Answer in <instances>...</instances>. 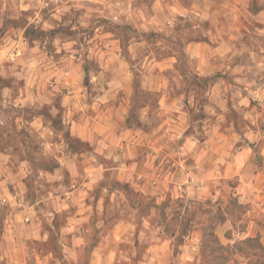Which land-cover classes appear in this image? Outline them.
<instances>
[{"label":"clouds","instance_id":"clouds-1","mask_svg":"<svg viewBox=\"0 0 264 264\" xmlns=\"http://www.w3.org/2000/svg\"><path fill=\"white\" fill-rule=\"evenodd\" d=\"M258 10H253V0H229L227 9L219 0H196V2L187 8H180L177 0H0V77L11 79V87L0 88V132L3 138L0 143L7 142L8 147L4 149L5 154H0V177H3L4 185H16L15 195L9 199L7 194L0 197V208L7 205L8 213L5 218L7 230L0 234V264H35L36 250L41 249L48 241L49 234H40L38 229L33 228L28 221L32 216L19 212L20 209H27L28 204L25 202V189L20 181L25 177L34 178L31 180L33 190L39 196L40 190L44 189L45 184L51 185L53 181L65 180L62 174V168L55 175H47L40 172L37 167L41 161H47L49 157L54 159L66 160L65 150L69 147V142L75 140L76 133L70 132L72 117L77 120V126L92 125L104 123L105 134L97 137L96 145L92 151V158L97 164L99 173V164L101 159L107 161L112 159L113 162L120 160L121 157L105 156L104 150L112 148L114 145L115 135L112 130L116 120H97L96 114L106 109L112 108L116 104H123L124 97L118 96L117 93L121 88L126 86L127 77H136L139 85L141 79L144 80L143 85L138 86V94L147 92V78L144 77L141 65L139 50L144 46L139 42H133V49L129 51L127 47L123 51H117L111 42H105L100 37L106 32H113L117 35L120 29L125 25L131 24L137 35L147 33L155 24H160L159 31L164 36L171 37L173 40L181 37V43L189 35H207L195 31L199 29L200 22L210 21L222 15L226 17V31L223 35L235 34L240 40L244 37L256 38L264 40V0H255ZM179 9V15L177 14ZM29 12V15H24ZM179 17H183L184 21H190L192 28L178 33V28L182 21ZM6 21L17 22V26L13 27L11 23ZM240 28L244 32L239 31ZM32 29L33 31H29ZM61 30H68L73 34L72 39H66L65 35H61ZM34 32L42 33V36L34 35ZM55 32L53 37L52 33ZM27 33V35H25ZM95 34V35H93ZM75 46V47H73ZM101 46L107 49L106 52L101 51ZM147 51V49H144ZM184 52L189 53L187 46ZM246 51V49H242ZM260 51L264 53V48ZM228 52L232 56L239 53L233 48L224 47L218 59L223 60ZM115 61V64L108 63V59ZM179 60V53H177ZM231 59V57H228ZM253 59L255 55L253 54ZM192 62L189 53V63ZM117 64H122L124 74L119 82L114 80L111 73L115 70ZM264 68V59L258 65ZM235 71H240L236 69ZM138 74V75H137ZM202 76H211V72H200ZM55 77V80L53 79ZM88 80V86L82 88L81 85ZM75 83L72 84L71 81ZM169 85L163 88L160 93H153L152 99L147 103H140L136 106V124L147 129L139 137H133L135 143L144 144L152 147L154 141H159V149L152 158L160 159L162 164L168 162V154L174 153L173 161L177 171L175 175L180 177V183L186 181L191 176L193 169L202 172L203 159L192 163L185 168L182 161L194 159L199 153L198 139L202 136L198 123L191 125L192 131L189 134L191 140L197 144L196 151L189 152L187 148H181L178 141L183 136L184 130L188 125L178 133L166 135L158 133L157 129L165 109L159 107V95L168 96L169 100L173 97L176 99L177 107L184 108L185 111L191 109L194 113H199L201 108L208 114V121L205 122L206 127L203 134L208 132V122L216 117L219 123L223 119V113H218L216 109L225 108L226 97L223 91L212 93L206 91L200 99H195V94H188L185 88L184 77L173 70L169 73ZM237 83H244V80H238ZM250 87V85H246ZM67 88V95L63 89ZM107 89V90H106ZM188 94L187 106L181 102V94ZM255 96V94L250 93ZM207 97L210 103L201 104L200 100ZM199 105V106H198ZM124 107H131L130 104H124ZM232 107L243 113V109L238 104L233 103ZM123 108L115 109L111 112V117L118 118L122 114ZM254 111V110H253ZM47 112L50 119H46L43 113ZM71 112L72 117H67L60 128L53 127L54 123L65 117L66 113ZM169 115H173L169 113ZM39 118L47 127L40 128L39 122L33 126L30 122ZM255 119H250L249 124H255ZM240 135L237 139L240 142L241 149H248L246 138L251 134L248 125L241 122ZM28 133L27 138H23L21 130ZM94 130V129H93ZM119 130V129H117ZM231 135V129L228 130ZM255 141V147L245 155L249 157L247 167L255 168L261 174H264V135L259 132L252 137ZM133 141H130L132 143ZM235 141H232L234 144ZM229 145V147L232 146ZM33 150L34 146H37ZM31 153V163L28 160V153ZM211 160V157L208 158ZM13 172L16 174L13 175ZM247 172V169H246ZM39 173V174H38ZM131 173V170H129ZM72 182L73 188L76 187V176L68 177ZM196 184V178L189 185L185 201L191 200L194 196L197 200L208 198V188L212 187L216 190L220 185L219 179H214L210 185L199 188L197 192L191 191ZM179 187V185H178ZM63 186L55 191H62ZM219 194V192H218ZM152 195H156L153 192ZM163 192L161 191L157 203L163 200ZM45 203L49 197H42ZM74 200L69 198L67 201L55 204V211H64L70 206ZM243 199L240 203H243ZM40 200H37V204ZM264 204V201H261ZM35 207V205H32ZM118 209V206H115ZM185 208L191 210V206L185 203ZM122 213L127 210H121ZM19 212L20 219H17ZM165 213L169 221L179 214L185 215L184 208L176 206L165 209ZM157 210L153 209L151 215L155 216ZM44 221L50 226L52 235H57L56 230L51 228L53 211L47 210L42 213ZM134 216V214H133ZM248 216L240 220L230 218L224 232L231 230V239L223 240L225 248L232 253L229 264H264V259L251 252L241 254V249L245 247L244 236L241 234L242 225L246 227ZM131 222H135L132 219ZM235 223V228H233ZM204 227L207 226L205 223ZM97 229H101V235L108 232L104 237L107 243H112L111 232L105 226L104 220L101 219L96 224ZM179 225H177V229ZM145 230H150L147 223L144 225ZM161 227H157L155 231H161ZM255 231L261 232L260 242L264 245V230L257 228ZM81 229L77 226H69L61 228L58 234L57 243L60 244L64 252V259H77L87 247L91 235L90 229H85V234H80ZM69 234L71 238H69ZM169 242L178 239L188 240L182 237L179 230L175 233H168ZM133 233L128 232L123 236V242L132 243ZM143 234L141 239H143ZM79 245V247H75ZM159 243L158 240H154ZM196 244L199 241L195 242ZM73 245L74 251L70 254L69 246ZM191 248L193 264H199L196 258V247L191 242L187 244ZM183 251L184 245L181 246ZM131 255H136V249L130 248ZM127 264H131L128 255L121 257ZM188 259V255L184 256Z\"/></svg>","mask_w":264,"mask_h":264},{"label":"rangeland","instance_id":"rangeland-1","mask_svg":"<svg viewBox=\"0 0 264 264\" xmlns=\"http://www.w3.org/2000/svg\"><path fill=\"white\" fill-rule=\"evenodd\" d=\"M196 0H177L180 8L187 10L188 7L192 6ZM223 4L224 8L227 9L229 0H219ZM256 7L255 0H253V9ZM179 15V9L176 10ZM24 15H29V12H24ZM182 21L178 28V33H182L184 30L191 29L192 23L190 21H184L183 17H179ZM217 24H214L212 20L200 22L198 31L200 33H207V35H189L184 39V43H181V37L178 35L176 40L171 37H165L162 32L159 31L160 24L153 25L147 33L137 35L131 24L125 25L119 30L117 35L113 32H106L100 38L105 42H111V45L117 51H123L125 46L129 51L133 49V42L141 43L144 48L139 50L140 59L142 60V71L144 77L147 78V92L143 95L138 94V86L144 84V80L138 81L136 77H127L126 86L121 88L117 93L118 96H123V104H116L113 106L115 109L123 108L122 113L125 114L127 124L131 129H141L140 133H143L147 129H144L141 125L133 127L136 122V106L140 103H147L149 99H152L153 93H160L163 88H167L169 85V73L173 70L179 73L185 80V88L188 94H195V99H200L203 93L210 91L214 93L216 90L223 91L226 97L225 108L216 109L218 113H223V119L217 123L216 117L212 118L211 122H208V132L203 134L206 124L208 121V114L201 108L199 113H194L193 110L189 109L185 111L184 108L177 107L176 99L173 97L169 100L168 96H164L168 99L169 104L163 105L161 101L163 95H159L158 100H154V103H158L159 107L165 109L160 120L157 134L165 133L166 135L178 133L185 125L189 127L183 132V136L180 137L178 143L180 147L185 148L186 139L191 138L189 135L192 131L191 125L197 124L202 136L198 139L199 153L194 159L188 161H182L185 168L189 167L192 163L203 159L206 161L202 164V172H198L193 169L191 176H188L186 181L180 183V177L175 175L177 169L173 163L175 159L174 153L168 154V162L165 164L161 163L160 159H155L152 165H148L147 174L141 175L140 177L131 176L128 181L130 186L126 189L122 184H118L117 173L118 169L115 168V162L101 159L99 164V174L95 181V186L92 190V195L97 198L101 193L102 188H106L109 192L106 195V203L104 213H94L93 221L89 223L85 228L91 230V235L87 247L84 248L76 260L69 259L65 260L60 244L57 243V239L54 237L48 239V241L42 246L43 254L52 251L53 261L59 260L61 264H88L91 249L99 244V234L101 229L96 228V224L99 220L103 219L105 226L112 231L114 223L119 220L130 221L129 232L133 233L132 243L128 244L123 240H117V238H111L112 243L105 241V264H127L126 261L122 260L121 257L125 254L131 259V264H193L191 248L187 247V244L191 242L196 247V258L199 264H203V258L200 256L199 244L201 238L208 236V233H214L218 236L220 241L231 239V230L224 232L223 229L227 226L230 218L240 220L245 216L249 219L246 221V227L242 225L241 234L246 237L255 238V242L244 243L245 247L241 249V254L245 252L253 253L258 252L259 248L256 241H260L261 232L255 231L257 228L264 230V174L256 171L255 168L247 167L248 159L245 152L250 151L255 147V141L252 139L253 136L259 132L264 135V100L257 98L256 96L250 95L253 90H244L247 83L253 82V74H251V64L249 60L253 59L255 55V62H261L264 59V53L260 51L264 48V40L252 36L251 38L244 37L240 40L230 39L231 35H223L227 30L226 26L222 27V24H227L226 17L217 15L215 18ZM11 23L13 27L17 26V22L6 21V24ZM29 31H33L30 29ZM241 33L244 32L243 28L239 30ZM55 32L52 33L53 37ZM27 35V33H25ZM34 35L42 36V33L34 32ZM61 35H65L66 39H72L73 34L68 30H61ZM95 35V34H93ZM235 35V34H232ZM222 43V44H221ZM201 45V54L204 58L191 54L192 62L189 63V53L184 52V47L188 45ZM221 44L222 49L217 46ZM75 47V46H73ZM224 47L233 48L239 54L232 56L231 52H228L225 58L221 61L218 59L220 53ZM144 49H147L145 51ZM242 49H246L243 51ZM101 51L106 52L107 49L101 46ZM177 53H179V60L177 59ZM231 57V59H228ZM108 63L115 64V61L109 59ZM254 67L252 70L255 71L256 75L259 76L261 84L264 83V68L259 66ZM240 69V71H235ZM211 72V76H202L200 72ZM124 74V67L122 64H117L115 70L111 73L114 80L119 82L120 78ZM138 75V74H137ZM11 79H4L0 77V88L11 87ZM55 80V77H53ZM244 79L246 83H237L238 80ZM75 83L74 80L71 81ZM88 80L85 79L82 88L88 86ZM198 84V86H197ZM253 88V87H252ZM264 88V86H263ZM107 90V89H106ZM68 89H63L65 95H67ZM239 91L240 94H236ZM242 91V93H241ZM188 94H181V102L187 106ZM241 100L247 101V104L241 102ZM249 101V102H248ZM201 104L210 103L207 97L200 100ZM233 103L239 105L243 109V113L237 111L232 107ZM124 104H130L131 107H124ZM166 106L168 108H166ZM199 106V105H198ZM167 109V110H166ZM254 110V111H253ZM103 118L101 121H105V110L103 112ZM172 113L173 115H169ZM46 119H50L47 116V112L43 113ZM250 119H255V124H249ZM38 118L33 119L30 123L33 126L37 125ZM249 126L251 134L246 138V142L252 143L249 149H242L237 152V149H241V145L237 137L240 135L241 122ZM64 123V118L59 119L54 123L53 127L60 128ZM103 123V122H102ZM164 125V126H162ZM47 127V125L45 124ZM162 126V127H161ZM139 129V130H140ZM229 129H231V135H229ZM143 130V132H142ZM23 138L28 137V133L21 130ZM3 138V133L0 132V140ZM232 141H235L232 144ZM192 151H196L197 144L192 141ZM195 143V144H194ZM189 144V143H188ZM232 144L231 147L229 145ZM159 141H154L152 147L145 146V152L158 148ZM190 145V144H189ZM8 147L7 142L0 143V154H5L4 149ZM38 147L34 146L33 150ZM69 148L76 149L78 151L84 150L85 147L82 143H79L76 139L69 142ZM67 150V149H66ZM160 149L158 150V152ZM211 157V160L208 158ZM28 160L31 163V153H28ZM92 164H97L95 160L91 161ZM130 162V161H128ZM79 166V172L76 174H70L62 168V174L65 177L63 181H53L51 185L45 184L44 189L40 190L39 196L33 190V184L31 182L34 178L25 177L20 181V184L27 189L25 192V202L28 204L27 209H20L19 212L31 214L35 218L38 217L40 212H44L42 207V197L50 195L52 192H57L55 189H60L63 186V190L70 187L72 182L68 180V177L76 176L75 183L80 182L83 178H94L96 175L88 174L85 176V170L77 161ZM129 164V163H127ZM58 166V167H57ZM59 159L49 157L47 161H41L37 166L40 172L46 173L47 175H55L61 168L59 167ZM105 166L109 169L105 173ZM56 167V169H54ZM247 169V172H246ZM16 173L13 172V175ZM39 174V173H38ZM196 178V184L193 186L191 191L197 192L199 188H203L205 185H210L214 179H219L220 185L223 188H217L214 190L212 187L208 188V198L197 200L195 196L188 201H185V196L189 185L192 184L193 178ZM99 178V179H98ZM98 179V180H97ZM3 177H0V197L7 194L8 198L11 199L17 190L16 185L2 183ZM125 179H122L124 181ZM179 185V187H178ZM141 191L143 194H149L154 197L155 203L160 196L161 191L163 192V200L158 204L157 214L152 216L151 213L147 215L146 210H140V206H144L147 202V198H140L135 192ZM156 192V195H152ZM219 192V194H218ZM197 194H200L197 192ZM52 198L51 196H49ZM178 197H184L178 199ZM40 203L37 204V200ZM243 199V203L240 200ZM140 201L141 204H138ZM185 203L191 206V210L185 208ZM32 205H35L33 207ZM41 206L38 208V206ZM118 206V209L115 208ZM184 208L185 215L180 217L179 230L188 232L185 236L188 238L187 241H182L178 245H174L173 242H169L168 233H170V221L167 218L165 209L169 207ZM121 210H127L122 213ZM153 208L151 209V211ZM19 212L17 219H20ZM145 212V213H144ZM8 213L7 205L0 208V234H3L7 230V224L5 218ZM36 213V214H35ZM134 214V216H133ZM180 216V215H179ZM132 219L135 222H131ZM59 220V218H58ZM29 222V221H28ZM147 223L150 230H145L144 225ZM163 223V224H161ZM207 224L204 227V224ZM46 222L43 224L44 230ZM235 228V223H233ZM161 227V231L157 232L155 229ZM105 234L108 232H104ZM127 234V233H126ZM125 234V235H126ZM143 234V239L141 236ZM136 239V241H135ZM154 240H158L159 243H155ZM199 241L198 244L195 242ZM224 244V243H223ZM184 245L182 251L181 246ZM136 249V255L132 256L130 248ZM258 250V251H257ZM206 251L209 254L211 247H206ZM41 255V249L36 250V254ZM35 254V257H36ZM188 255V259L185 260L184 256ZM229 255L232 256L230 252ZM230 260V259H229ZM229 260L225 264H229ZM35 258V263H36ZM204 264H216L215 260H209L205 258Z\"/></svg>","mask_w":264,"mask_h":264},{"label":"crops","instance_id":"crops-1","mask_svg":"<svg viewBox=\"0 0 264 264\" xmlns=\"http://www.w3.org/2000/svg\"><path fill=\"white\" fill-rule=\"evenodd\" d=\"M212 21L214 22V24H217L215 18L212 19ZM225 26L226 24H222V27ZM229 38L235 40L237 37L236 35H231L229 36ZM221 44H219L217 47L222 49L223 46H221ZM188 49H189V53L191 52L192 54H196V56L200 58H204V55L200 53L201 52L200 44L193 46L189 44ZM249 62L251 64L252 69L254 68L252 67L253 65L258 66L260 63V62H255L254 59L249 60ZM252 69L249 68L248 70L252 71L251 74H253L254 80L251 83H247L250 85V87H244V90L251 89L253 90L252 93L255 94L257 98L264 100V88H263L264 83L261 84V82L259 81L260 80L259 76L256 75L255 71H253ZM244 82L246 83V80H244ZM215 92H219V90H216ZM237 93L240 94L239 91H237L236 94ZM160 102H162L163 105H171L169 104L168 99L164 97V95ZM241 102L247 104V101L241 100ZM166 108L168 107L166 106ZM113 111H114L113 107L105 110V120L115 119L116 124H114L112 128L115 135L114 145L112 148L105 149L104 155L111 157H121L120 160L115 161V168L119 170V172L117 173V181L128 182L127 180H129L131 176L138 178L141 175L147 174L148 165L149 166L152 165V162L155 160L152 157L158 152L159 149L155 148L154 150L145 152L144 144L135 143L133 141V137H139L142 135V133H140L141 129L140 128H139L140 130L136 128L131 129L126 122V116L124 113H122L118 118L111 117L110 114ZM103 115H104L103 113L101 114L100 112H98L96 114V119L101 120L103 118ZM67 117H72V113L71 112L66 113L64 120ZM38 122L40 128L46 127L42 120H37V123ZM70 132L76 133L75 139L79 141V143H82L85 149L78 151L76 149H72V148L70 149L68 147V149L65 150V155L67 156V159L66 160L59 159V165H60L59 167L62 168L63 165V170L65 169L68 173L73 175L76 174L77 171L80 169L77 164V161H80V164L83 166V170H85V176L88 174H92V175L97 174V175L94 178H83L82 180H80V182L75 183L76 184L75 188H73L71 184L70 187L67 189L53 193L51 192L50 195H47V197L51 196L52 198L49 197L47 203H45L43 200L42 207L40 205L38 206V208L41 207V209H44V211L47 210L53 211L51 228H54L56 230L57 235H54L56 239H58V234L60 229L69 226H77L81 229V232L77 233V236H79L80 234L87 235V233L84 232V230L86 229L85 227L93 221L95 212L101 214L104 213L105 203L107 199L106 195L109 192V190L106 191L107 189L103 187L101 193L98 195L97 198H95L92 195V190L95 186V183L97 182L95 180L99 174L102 175V172L99 171L98 173L95 164H92L91 162L92 160H94L92 158V151L94 145H96L97 137L98 136L102 137L105 134L104 123H100L96 125H92L91 123H89L88 125H81L78 127L76 118L72 117ZM130 141L133 142L130 143ZM246 143L251 147L252 143H248V142ZM192 144L193 143L191 138L186 139L185 148H187L189 152H192L193 150L192 149L193 147H191L193 146ZM109 160L113 161L112 159ZM54 169H56V167ZM108 169L109 167L105 166V173ZM129 170H131V173H129ZM122 179L125 180L122 181ZM138 192L143 193L141 191ZM69 198H72L74 202L70 206L66 207L64 211L56 212L55 204H59V202L62 201H67ZM29 215L31 214L29 213ZM28 223L32 224L33 228L38 229L40 234H45V233L49 234V239L53 237V235L50 232V226L47 223L46 226L48 227H46L44 230L43 224L45 223V221L43 219L42 212H40V214L36 218L32 216V219ZM130 226H133L132 224H130V221L127 220L116 221L114 223L112 231H110L111 238H117V240L120 241L123 240V236L129 232L130 228H132ZM71 235L72 234H69V238H71ZM107 235L108 233L106 234L103 233V235H101L100 232L99 234L100 242L91 249V255L88 264H105L104 237ZM73 243L75 245V242ZM75 247H79V245H75ZM69 248L71 254L74 251L73 245H70ZM52 254L53 253L51 250H48V252H46L43 255H39L37 253L35 257L37 261L35 264H61L59 260L57 261L52 260V258L50 257L52 256ZM63 255H65L64 252Z\"/></svg>","mask_w":264,"mask_h":264},{"label":"trees","instance_id":"trees-1","mask_svg":"<svg viewBox=\"0 0 264 264\" xmlns=\"http://www.w3.org/2000/svg\"><path fill=\"white\" fill-rule=\"evenodd\" d=\"M253 10H257V7H255ZM198 86V84H197ZM128 121V118L126 119ZM138 125V124H137ZM139 126V125H138ZM118 184H122V186L124 187V189H126L130 186V184L128 182H119L116 181ZM135 194L138 196V199L140 200V198H147V202L146 204L142 207L140 206V210H146L147 211V215H149L152 211L151 209H156L158 208V204L155 203V199L153 196L149 195V194H143L140 192H135ZM184 197H178V199H183ZM185 199V198H184ZM184 199L182 201H184ZM138 204H141L140 201L138 202ZM145 213V212H144ZM180 217L179 214H177V216L173 217V219L169 222L170 223V232L171 233H175L177 230H179V228L177 229V225H179L180 227ZM163 224V223H161ZM181 233L182 237H185L188 232H184L179 230ZM182 241H184V239H178L177 241H174L173 244L174 245H178L179 243H181ZM255 242V238L253 237H246L244 238V243H251V242ZM257 242V246L259 248L258 252H253L252 254L254 255H258L260 256L262 259H264V245L261 244V242L258 240ZM206 247H211V251L208 254L206 251ZM199 250H200V256L203 258V264L205 263V258H209V260H215L216 264H225L229 259H231V255H229L230 251L228 249L225 248V245L220 241V239L218 238V236L214 233H208V236H206L205 238H201L200 244H199ZM244 254V253H243Z\"/></svg>","mask_w":264,"mask_h":264}]
</instances>
